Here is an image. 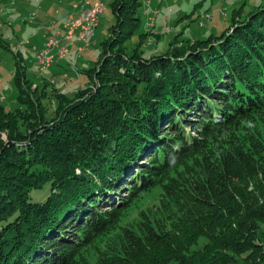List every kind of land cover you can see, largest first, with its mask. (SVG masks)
<instances>
[{"label": "trees", "instance_id": "trees-1", "mask_svg": "<svg viewBox=\"0 0 264 264\" xmlns=\"http://www.w3.org/2000/svg\"><path fill=\"white\" fill-rule=\"evenodd\" d=\"M112 1L84 87L50 95L16 63L19 107L0 106V264H264V5L151 54L166 31L144 29L141 0Z\"/></svg>", "mask_w": 264, "mask_h": 264}, {"label": "rangeland", "instance_id": "rangeland-1", "mask_svg": "<svg viewBox=\"0 0 264 264\" xmlns=\"http://www.w3.org/2000/svg\"><path fill=\"white\" fill-rule=\"evenodd\" d=\"M95 1L91 0V2ZM97 1L103 2L106 10L99 17L94 37L89 41L74 40V43L76 41L84 43L81 47L82 51H85L93 40L89 51L77 56L72 52L74 47H71L70 53L63 60L55 62L47 70H42L38 64L36 53L37 51L45 49L47 43L56 37L57 34L61 33H56V29L51 30L50 28L52 22L57 21L58 16L51 14L50 19L45 21L43 20L44 17L38 15L37 11L43 5V0H0V106H4L10 110H15L19 107L17 100L18 90L14 74L17 66L16 63L20 59L26 67L27 78L33 81L35 85H40L41 88H44L43 83L45 79L53 83L46 87L50 95L54 88L66 92L67 90L64 88L69 85H64L59 75L57 76L55 72L59 62L70 67L67 70L69 75L75 76L77 79L81 78V75L83 76V82L78 83L76 90L85 86L86 72L94 68L100 60L101 44L108 39L110 29L115 23V16L112 10L113 1ZM141 1L144 3L140 11L144 29L146 30L145 27L148 23V14L145 12L149 13L157 9L160 15L156 19V25L153 27V31L155 34L159 31H166L162 34L163 36L159 42L156 40V44L154 35L148 37L147 45L154 47L149 49L151 54L165 50L171 39L180 32H184L183 39L204 37L209 34L219 35L231 25L235 10L242 8L241 16L245 17L250 11L264 5V0H163L161 4V0L160 2L159 0ZM68 2L65 1L64 3ZM70 4L72 5V3ZM20 7L24 9L20 11L21 14H18ZM223 11L226 12V16H223ZM208 12H213V19H208L206 25H199L203 27L199 28L195 20L201 19ZM167 23L170 25V29L167 28ZM138 41L139 36H135L128 43V47L132 49V47L137 45ZM144 48L146 50L148 49L146 46ZM160 193L161 188H156L149 194H145L136 206L128 211V219L126 220H131L136 216L137 208H147L156 204L159 200ZM206 242L207 239L202 238L193 250L202 248Z\"/></svg>", "mask_w": 264, "mask_h": 264}, {"label": "crops", "instance_id": "crops-1", "mask_svg": "<svg viewBox=\"0 0 264 264\" xmlns=\"http://www.w3.org/2000/svg\"><path fill=\"white\" fill-rule=\"evenodd\" d=\"M65 1H69V2L64 3ZM65 1L64 0H43V3H42L43 5H41L39 8L40 10L37 11L38 15L41 17H44L43 20H45V21L50 19L51 14L58 16L57 21L52 22V25L50 26L51 30L56 29V33L57 32L65 33V31H66L65 26H66L68 20L71 19V14H72V16L74 14H76L75 13L76 11L73 8V6H74L73 1L72 0H65ZM95 2H97V0ZM95 2H92V3H95ZM70 3H72V5ZM13 5H15V4H13ZM23 9H24L23 7H20L18 10L19 11L18 14H21L20 11ZM78 10L79 9L77 8V11ZM37 13H35V14L37 15ZM48 25H50V24H48ZM92 44H93V40H92L90 46L85 51H82L81 47L84 45V43L81 41H76L71 46V47H74L72 52L75 55L79 56L80 54H82L86 51H89ZM57 66L58 67H56L57 69H55V72L57 73V76L59 75L61 82L64 83V85H66V84H69L71 86L73 85V87H71V86L69 87V85L67 87H65L64 89L67 90L66 92L76 91V87L78 86V83L83 82L82 81L83 76L81 74H79V75H81V78L77 79V78H75V76L69 75V72H67V70L70 69L69 66L60 64V62H59V64H57Z\"/></svg>", "mask_w": 264, "mask_h": 264}, {"label": "built area", "instance_id": "built-area-1", "mask_svg": "<svg viewBox=\"0 0 264 264\" xmlns=\"http://www.w3.org/2000/svg\"><path fill=\"white\" fill-rule=\"evenodd\" d=\"M162 1L163 0H161L160 4L162 3ZM88 2H90V0H86L85 4H87ZM148 6H149V4H148ZM73 8L76 11L75 13H77V0H75ZM101 10H102V3L100 5V7L94 9V11L85 12V14H90V18H91V29L90 30H93V37L96 33V28H97V27H93V20L95 19L96 15ZM145 13L148 14V23L146 24L147 30L153 31V26L156 23V19L160 15V12H159V10H157V11H151L149 13L148 12H145ZM222 14H223V16L227 15L225 11H223ZM208 19H213V12H208V14L203 16L199 21V25H206V21ZM79 22H72V14H71V19L68 20V22L65 26V28H66L65 33L57 34L56 39L51 43H47V47L45 49H43L41 51H37L36 58H37L38 64L41 66L42 70H47L50 67H52L53 66V60H61V57L64 55V51H65L66 38H68L69 35H76V33L71 32V25H78ZM167 28L168 29L171 28L168 23H167Z\"/></svg>", "mask_w": 264, "mask_h": 264}, {"label": "bare ground", "instance_id": "bare-ground-1", "mask_svg": "<svg viewBox=\"0 0 264 264\" xmlns=\"http://www.w3.org/2000/svg\"><path fill=\"white\" fill-rule=\"evenodd\" d=\"M72 1L73 3H75V0ZM85 3L86 0H77V8L79 10L77 11L76 14L72 16V22H79V21L80 22L78 25H71V32L76 33V35H69L68 38H66L65 51H64V55L61 57V60L64 59L66 55L69 53L70 47L73 45L74 40L89 41L93 37V30H90L91 29L90 14H85V12L94 11V9L99 8L102 3V10L96 15L95 19L93 20V27H97L99 17L103 15L106 10V6L103 2L97 1L95 3H92L90 0V2H88L87 4ZM154 11H157V9H154ZM155 25L156 24H154V26ZM56 37H54L51 41H49V43L53 42L56 39ZM57 61L59 60H53V64Z\"/></svg>", "mask_w": 264, "mask_h": 264}]
</instances>
